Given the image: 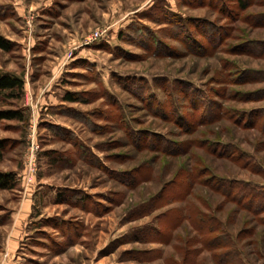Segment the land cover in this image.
I'll list each match as a JSON object with an SVG mask.
<instances>
[{
    "label": "rangeland",
    "instance_id": "1",
    "mask_svg": "<svg viewBox=\"0 0 264 264\" xmlns=\"http://www.w3.org/2000/svg\"><path fill=\"white\" fill-rule=\"evenodd\" d=\"M244 2L0 0V72L23 79L2 107L26 109L0 122V264H264V213L225 196L264 192V0Z\"/></svg>",
    "mask_w": 264,
    "mask_h": 264
},
{
    "label": "trees",
    "instance_id": "2",
    "mask_svg": "<svg viewBox=\"0 0 264 264\" xmlns=\"http://www.w3.org/2000/svg\"><path fill=\"white\" fill-rule=\"evenodd\" d=\"M240 9H245L246 4L244 0H237ZM12 49V42L8 39H6L4 36L0 35V50L2 51H9ZM23 94V79L20 77L12 74V73H1L0 72V122L2 120H16V121H24L25 119V113L26 109L20 106H15L14 108H3V105H11V101H13L14 105L16 102L22 97ZM64 100L68 102H74V101H81L75 94L68 93L64 96ZM15 101V102H14ZM6 143L0 139V161L2 160L3 153L5 152ZM84 153H80L79 155H83ZM89 157L91 155H88ZM92 157V156H91ZM17 178L14 172H4L0 170V189H12L16 186ZM236 184L234 182H231L230 185ZM238 194H232V189L225 191L226 198L233 200L236 204H238L240 207L244 208L246 211L250 212L252 215H261L264 213V192L261 193L257 191V188L251 187L249 185L242 186L240 188H237ZM264 191V188H261ZM261 202V204H258L256 208L252 207V204L255 202ZM203 217L202 221L205 223V220L208 222H212L213 225L216 224V221L214 218L209 216L200 215V212H197V215L194 216L189 215L188 219L189 221L196 220L197 218ZM217 224L215 225V227ZM204 227L197 226L196 231L199 234H204ZM214 229V228H213ZM221 239V238H220ZM215 238L216 241H214L216 244L213 246H217L220 244V246L228 245L221 244L220 242H223V240H220ZM232 246V245H231ZM233 247V246H232ZM221 259L223 263L230 262L231 256ZM236 257V256H235ZM234 258V257H233ZM234 264H242L240 260H237Z\"/></svg>",
    "mask_w": 264,
    "mask_h": 264
},
{
    "label": "built area",
    "instance_id": "3",
    "mask_svg": "<svg viewBox=\"0 0 264 264\" xmlns=\"http://www.w3.org/2000/svg\"><path fill=\"white\" fill-rule=\"evenodd\" d=\"M98 37V34L96 33L94 36H93V38L95 39V38H97ZM91 40V39H90Z\"/></svg>",
    "mask_w": 264,
    "mask_h": 264
},
{
    "label": "crops",
    "instance_id": "4",
    "mask_svg": "<svg viewBox=\"0 0 264 264\" xmlns=\"http://www.w3.org/2000/svg\"><path fill=\"white\" fill-rule=\"evenodd\" d=\"M22 79V78H21Z\"/></svg>",
    "mask_w": 264,
    "mask_h": 264
}]
</instances>
